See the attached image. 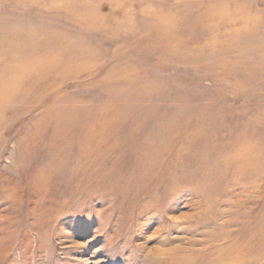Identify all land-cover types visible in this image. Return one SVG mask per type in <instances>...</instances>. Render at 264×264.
Wrapping results in <instances>:
<instances>
[{
    "label": "rangeland",
    "instance_id": "374dc122",
    "mask_svg": "<svg viewBox=\"0 0 264 264\" xmlns=\"http://www.w3.org/2000/svg\"><path fill=\"white\" fill-rule=\"evenodd\" d=\"M0 264H264V0H0Z\"/></svg>",
    "mask_w": 264,
    "mask_h": 264
}]
</instances>
